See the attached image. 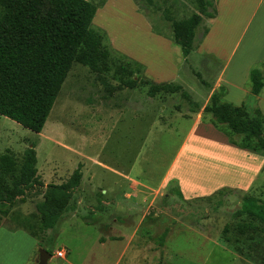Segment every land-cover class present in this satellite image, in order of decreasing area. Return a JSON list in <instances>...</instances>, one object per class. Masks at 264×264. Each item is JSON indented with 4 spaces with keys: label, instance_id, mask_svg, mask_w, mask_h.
<instances>
[{
    "label": "rangeland",
    "instance_id": "obj_1",
    "mask_svg": "<svg viewBox=\"0 0 264 264\" xmlns=\"http://www.w3.org/2000/svg\"><path fill=\"white\" fill-rule=\"evenodd\" d=\"M86 1L98 11L114 3L91 24L104 35L109 71L99 76L74 62L39 134L0 116V156L20 166L32 148L37 172V181L0 213V264H37L39 249L52 256L48 264H264V226L237 214L245 196L264 201V151L242 149L241 138L227 137L202 114L221 62L195 52L184 60L176 48L181 62L173 84L181 92L151 97L147 86H123L129 77L146 78L145 70L137 73L135 60L114 48L107 32L131 55L159 65L167 51L145 25L174 47L173 23L201 15L199 0ZM228 1L213 30L218 42L245 4ZM207 21L202 17L194 45ZM254 27L238 56L261 50L259 41L249 42ZM119 68L125 72L117 74ZM253 68L264 70V61ZM246 83L250 92L248 76ZM256 98L249 93L245 105L257 108ZM76 169L82 179L63 218L53 230H40L36 204L49 185L67 182ZM59 250L65 259L56 256Z\"/></svg>",
    "mask_w": 264,
    "mask_h": 264
},
{
    "label": "trees",
    "instance_id": "obj_2",
    "mask_svg": "<svg viewBox=\"0 0 264 264\" xmlns=\"http://www.w3.org/2000/svg\"><path fill=\"white\" fill-rule=\"evenodd\" d=\"M199 3L201 15L173 23L174 43L184 60L193 52L195 30L202 17L214 18V13L206 9L212 2ZM97 9L86 0H0V116L39 134L74 62L99 76L109 71L110 56L103 46L104 35L91 28ZM134 65L140 73L143 66L136 62ZM124 72L125 69H117L119 75ZM248 79L250 94L258 96L264 89V70L251 69ZM123 86L130 90L147 86L151 97L182 90L180 85L155 84L145 77H129L123 80ZM221 90L222 93L215 91L210 95L202 114L209 116L211 125L227 137L241 138L242 149L264 151V116L257 108L223 101L225 92ZM181 96L189 99L186 92ZM36 173L32 148L24 151L20 166L10 155L0 156L1 214H6L24 195L25 188L37 181ZM81 179L82 174L76 169L67 182L47 187L43 200L35 207L40 230L49 231L57 226ZM176 196L182 199L179 190ZM237 214L264 226V201L245 196ZM160 240L162 243L163 238Z\"/></svg>",
    "mask_w": 264,
    "mask_h": 264
},
{
    "label": "crops",
    "instance_id": "obj_3",
    "mask_svg": "<svg viewBox=\"0 0 264 264\" xmlns=\"http://www.w3.org/2000/svg\"><path fill=\"white\" fill-rule=\"evenodd\" d=\"M125 1L127 4L128 1L127 0ZM237 1H240L241 3L245 2L244 7H242V10L235 11V15H234L235 20L233 21V23L231 22L229 24V29L227 33H224L223 36L220 38L221 42H218L217 39L213 37L214 34L213 30L216 24H218L219 22L221 8L223 11V8L225 7L224 3L226 2V0H215L214 18L212 19L207 18L208 21H207L206 33L203 36V38H201L199 44L194 45L193 52H195L197 56L198 55L209 56L212 57L215 61L221 62L223 67L215 85L218 88L225 89L224 90L225 94L222 98L223 101H226L227 103H230L234 106H241L242 104H245V101L249 97V93H250L248 88L246 87L247 85L246 78L248 76L249 70L252 68L253 64L264 61V0H237ZM249 1H253V2H249ZM229 2L231 1L229 0L228 3ZM247 2H249L250 7L247 6ZM113 4H114L113 2L106 4L104 8H102L99 11L97 10L98 11L97 14L104 13L106 15L107 13H110V9ZM127 9L129 10L128 15L135 17V14L133 13L134 11L129 9V7ZM221 20H222V16H221ZM253 24L256 27L252 29L251 34L253 37H250L249 42L252 41L254 45L255 42L259 41V43H261V50L255 47L258 51L257 55H253V53L250 54L248 53L249 54L248 56L244 54H240L238 56V54L240 53L241 45L243 44V41L245 39V36L250 30V28L253 26ZM145 26L148 29L147 35L149 36V38L156 40V42L160 43V45L163 46L167 51L166 52L167 56L165 60L162 61L159 65H153L148 60L138 55L135 54L131 55L130 53L120 48V46L115 43L114 36L111 32L108 31V29L107 32L114 48H116L123 54L129 56L130 58L135 60L136 63L144 67L146 78L152 80V82H154L155 84L173 83L176 80L179 81L177 62L179 63L181 61H176L174 58L177 55L176 48L178 47L177 46L173 47L171 42L162 38L160 35L153 33L147 25ZM222 49L225 50L222 52L221 51ZM215 85L211 87L210 95L216 91ZM256 97H257L256 98L257 109H259V111L263 115L264 93H260ZM194 127H196V125ZM205 132L206 131H204V133H201L203 139H206L205 136H209V134H205ZM216 141H218V139H216ZM29 236L31 235L29 234ZM31 237L35 239L33 236ZM108 242L111 241L108 240L106 243ZM104 245L105 243L101 244V246ZM59 251H63V250H59ZM63 253H65V256L60 258L65 259L67 254L65 251H63Z\"/></svg>",
    "mask_w": 264,
    "mask_h": 264
},
{
    "label": "water",
    "instance_id": "obj_4",
    "mask_svg": "<svg viewBox=\"0 0 264 264\" xmlns=\"http://www.w3.org/2000/svg\"><path fill=\"white\" fill-rule=\"evenodd\" d=\"M51 259V255L44 249L38 250V262L37 264H48Z\"/></svg>",
    "mask_w": 264,
    "mask_h": 264
},
{
    "label": "built area",
    "instance_id": "obj_5",
    "mask_svg": "<svg viewBox=\"0 0 264 264\" xmlns=\"http://www.w3.org/2000/svg\"><path fill=\"white\" fill-rule=\"evenodd\" d=\"M65 256V253H63V251H59L57 252V257H64Z\"/></svg>",
    "mask_w": 264,
    "mask_h": 264
}]
</instances>
